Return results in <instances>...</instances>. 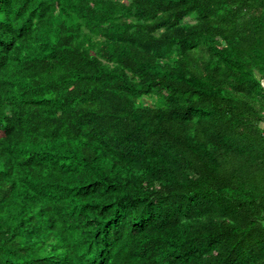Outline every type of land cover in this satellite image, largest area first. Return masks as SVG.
<instances>
[{
  "label": "trees",
  "instance_id": "obj_1",
  "mask_svg": "<svg viewBox=\"0 0 264 264\" xmlns=\"http://www.w3.org/2000/svg\"><path fill=\"white\" fill-rule=\"evenodd\" d=\"M263 80L264 0H0V264H264Z\"/></svg>",
  "mask_w": 264,
  "mask_h": 264
},
{
  "label": "rangeland",
  "instance_id": "obj_2",
  "mask_svg": "<svg viewBox=\"0 0 264 264\" xmlns=\"http://www.w3.org/2000/svg\"><path fill=\"white\" fill-rule=\"evenodd\" d=\"M123 1L129 2L130 0H123ZM195 20H196V16L193 14V15L188 16L185 21L194 22ZM143 100L144 102H147V103H155L157 102L158 98L156 96H151V97L145 96Z\"/></svg>",
  "mask_w": 264,
  "mask_h": 264
},
{
  "label": "water",
  "instance_id": "obj_3",
  "mask_svg": "<svg viewBox=\"0 0 264 264\" xmlns=\"http://www.w3.org/2000/svg\"><path fill=\"white\" fill-rule=\"evenodd\" d=\"M263 87H264V80H263Z\"/></svg>",
  "mask_w": 264,
  "mask_h": 264
}]
</instances>
